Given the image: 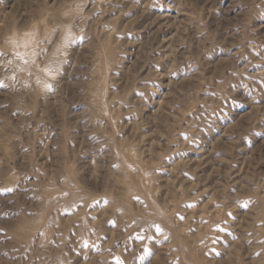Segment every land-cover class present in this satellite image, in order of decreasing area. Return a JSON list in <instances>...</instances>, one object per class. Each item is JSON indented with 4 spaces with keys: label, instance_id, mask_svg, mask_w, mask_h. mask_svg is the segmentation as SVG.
<instances>
[{
    "label": "rangeland",
    "instance_id": "rangeland-1",
    "mask_svg": "<svg viewBox=\"0 0 264 264\" xmlns=\"http://www.w3.org/2000/svg\"><path fill=\"white\" fill-rule=\"evenodd\" d=\"M0 264H264V0H0Z\"/></svg>",
    "mask_w": 264,
    "mask_h": 264
}]
</instances>
